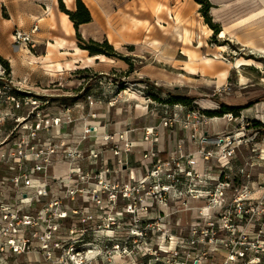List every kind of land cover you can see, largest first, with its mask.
<instances>
[{"label": "built area", "instance_id": "built-area-1", "mask_svg": "<svg viewBox=\"0 0 264 264\" xmlns=\"http://www.w3.org/2000/svg\"><path fill=\"white\" fill-rule=\"evenodd\" d=\"M10 39L35 44L18 30ZM96 84L111 86L102 78ZM21 86L0 78V264H264V181L251 187L247 163L233 174L247 117L224 114L236 125L208 136L215 117L165 113L159 126L141 128L137 141L130 130L94 125L103 115L91 112L98 105L92 95L85 117L65 107L45 120L36 111L27 125L19 114L40 99ZM10 119L15 126L5 133ZM78 120L68 143L62 127ZM177 130L187 131L185 140L160 150L164 131ZM133 152L140 155L134 169ZM55 156L66 163L63 175H49ZM260 163L263 150L249 166ZM240 177L246 182L237 184Z\"/></svg>", "mask_w": 264, "mask_h": 264}, {"label": "rangeland", "instance_id": "rangeland-1", "mask_svg": "<svg viewBox=\"0 0 264 264\" xmlns=\"http://www.w3.org/2000/svg\"><path fill=\"white\" fill-rule=\"evenodd\" d=\"M128 1L130 0L123 2ZM208 1L214 4V8L209 11L211 22L216 23L227 38L217 35L212 39V30L205 23L200 12L201 6L195 0H187L186 2L176 0L174 6L160 7V14L156 15L152 23L146 24L143 37L136 40L133 37L119 41L115 45L118 49L116 52L125 57L127 61L108 58L113 62L106 60L108 64L103 66V71H106V74H98L88 70L80 72L78 77L91 80L84 86L79 87L76 82L63 84L64 87L61 91H55L57 88L54 87L53 83L56 73L49 74L45 69L33 70L37 80L43 85H48L46 89L49 91L39 92V90H35V86L22 85L24 90L31 92L34 96L36 95L40 100L37 102V108L30 105L24 106L19 115L27 119V125L37 119L35 117L36 111L40 118L45 120L46 118L42 116L47 113L54 114L62 111L65 107L71 108L74 104L72 99L83 100L80 98V94L76 93L80 88H83L81 95L88 92V95H92L98 102L97 108L91 112L103 115L102 106L104 107L106 104L110 107L107 117L94 120V125H97V122L104 125L106 122L120 121H122L120 125H124L126 116H130L131 120L126 127L138 128L134 132V138L139 140L141 128L159 126L162 117L166 114H176L177 118H182L185 115L183 113L194 110L202 111L197 108L208 109L213 106L212 103L238 106L249 104L251 109L245 108L240 112L245 117H247V113L260 110L261 102L264 101V0ZM155 11H158V8ZM111 25L112 28L115 27L114 22ZM125 25L133 26L134 22H122V26ZM129 28L131 30V27ZM255 29L257 31H254ZM224 40L229 42V46H221ZM216 46L222 48H216ZM201 50L206 52L203 51V59L200 55ZM210 54L215 55V58L210 57ZM0 57L2 58V56ZM110 63H112V67ZM228 71L229 75L226 79ZM214 74L217 77V86L210 78ZM94 75L99 76L94 77ZM0 78L4 81H12L10 67L9 71H6L1 62ZM99 78L110 81L111 86H106L104 90L98 89L96 80ZM145 79H148L155 87H161L162 92H157L154 89L150 92L144 90L143 87L139 86H144V84L138 81ZM237 82L241 86H238ZM222 84L223 86H221ZM66 92H69L70 95L67 96L68 102L54 101L58 97L55 96L57 93L62 95ZM150 93L157 94L162 102H154ZM169 96H182L195 100L190 101L187 106L173 104L176 105L174 108L172 104L165 101ZM63 104L66 105L56 111ZM29 111L33 112L28 114ZM12 119L4 123L2 130L5 133L15 126ZM86 119L90 120V118ZM247 119L250 126L245 129L246 131H243L242 143L236 150L234 163L237 160L239 162L234 165L233 174H237L238 168L247 163L245 169L249 174L248 182L253 189H257L258 184L264 181V163H260V166H249V163L255 161L260 150L264 151V136L260 137L256 131L251 130L253 119L248 117ZM217 121L225 122V119H214L208 128L216 126ZM254 121L261 122L263 120L254 119ZM159 129L161 128L159 127ZM179 132L182 131L179 130ZM41 137L45 138L46 135H41ZM172 137L173 133L167 134V131H164L163 141L166 148L167 144L174 140ZM243 145H246L245 150L242 148ZM253 147L256 149L255 152H251ZM239 150L242 153H239ZM129 159V167L136 168L138 164L137 161H134V152ZM5 172L0 168V174ZM236 179L238 180L237 184L246 182L244 177Z\"/></svg>", "mask_w": 264, "mask_h": 264}, {"label": "crops", "instance_id": "crops-1", "mask_svg": "<svg viewBox=\"0 0 264 264\" xmlns=\"http://www.w3.org/2000/svg\"><path fill=\"white\" fill-rule=\"evenodd\" d=\"M81 1L89 10L91 21L78 26L77 32L79 33L80 37L86 41L92 40L95 42H102L103 40H107L114 50L118 51L115 45L119 41L128 40L133 37L134 40H136L140 37H143L146 24L152 23L156 15L160 14V7L165 5L174 6V2L176 0H130L126 3L123 2L124 0ZM183 1L186 2L187 0ZM61 2L66 10H75V0H61ZM208 3L210 2L208 1ZM210 5V9H213L214 4L210 3ZM156 8H158V11H155ZM130 21L134 22L133 26H122V22ZM112 22L115 23L114 28H112ZM33 26H37V31L30 33ZM129 27H131V30ZM14 30L29 34L30 38L35 42L34 46L29 47L25 45H14L10 39L11 32ZM254 31L257 30L255 29ZM217 35L222 38H227L220 27L219 33ZM227 40H224L223 45H221L222 47L225 45L229 46V42ZM222 47L216 46V48ZM203 51L201 50V59L204 58L202 55L205 51ZM0 56H2V58H4L9 63L10 74L14 84L31 87L35 86V90H39V92H47L49 90L46 89L48 85H43L41 82H39V80H37L36 75L33 73L35 70L45 69L49 74L56 73V78L54 79L53 84L54 87L57 88L55 91H61V89L64 87L63 84H73L76 82L77 86L81 87L89 83L91 81L90 79L78 77V74H80L82 71L88 70L98 74H106V71H103V66L108 63L107 61H102L100 59L101 57L113 62V60H109L102 55L89 56L87 51L78 48L76 29L74 28V25L70 21L69 17L60 10L59 0H0ZM210 57L215 58V55L210 54ZM110 64L112 67V63ZM228 75L229 71L226 79L228 78ZM210 78L216 85V75H211ZM223 84L221 86H223ZM239 84L240 83L237 82V85L241 86ZM82 90L83 88H80L76 93L80 94V98H83V100L72 99L74 103L71 106L73 108V115L77 118L85 117V115L90 112L86 106V96L88 95V92L87 94L84 93L81 95ZM55 96L58 97H56L54 101H65L66 103L69 100L67 99V96L70 95L69 92H66L62 95L57 93ZM212 104L213 106L208 109H197L202 111H216L218 109V104ZM65 105L66 104H63L62 106L60 105V108L56 109V111L63 108ZM109 108V105L107 106L106 104L104 107L102 106L101 111L103 117H107V114L110 112ZM247 114L248 118L253 120H263L261 123H264V101L261 102L260 110L257 109V111L255 110L253 113ZM216 119L222 120L220 117H217ZM130 120L131 117L126 116V122L124 121V125H120V123H122V121H120L113 123L106 122V124L102 126L107 133L130 130V138L135 139L134 132L137 131L138 128L126 127ZM217 122L218 123H216V126L207 128L208 136H214L218 133H222L229 127L236 125V123L228 124L226 121ZM81 124L82 120H78L73 124L64 125L62 127L63 136L68 139V143L71 142L70 139L73 138L74 133L80 130ZM186 134L187 131L185 130L182 132L178 131L173 133L172 138L174 140L167 144V148L165 147L163 139L160 138L157 146L160 150L168 152L173 148L177 139L182 138L185 140ZM186 146L187 148H190V145ZM245 147L246 145H243L242 148L245 150ZM240 151L241 150H239V153H242ZM164 156L165 154H163L162 157ZM137 157L139 158L136 159ZM54 159L57 163L55 167L50 170L49 175L65 174L67 168L66 163H63L59 156H55ZM139 159V154L134 156V161H139ZM238 162L239 160H237L235 164H238ZM260 194L261 191H256L254 196H259Z\"/></svg>", "mask_w": 264, "mask_h": 264}, {"label": "trees", "instance_id": "trees-1", "mask_svg": "<svg viewBox=\"0 0 264 264\" xmlns=\"http://www.w3.org/2000/svg\"><path fill=\"white\" fill-rule=\"evenodd\" d=\"M195 2L201 6L200 12L202 13L204 17L205 23L212 29L213 31L212 39H214L215 36L219 33V26L216 24H213L208 15V11L211 7L210 3H208L207 0H195ZM59 8L63 13H65L69 17L70 21L74 25V28L76 29V39H77L78 48L87 51L89 56L102 55V56H105L111 59H119V60L127 61L125 57H122L121 54H119L118 52L114 50V48L108 43L107 40H103L102 42H95L92 40L86 41L80 37L79 33L77 32L78 26L81 24L89 23L91 21L90 12L87 9V7L82 3L81 0H75V10L74 11L66 10L61 0H59ZM249 58H252V57H249ZM0 62L3 64L5 70L9 71L8 63L1 57H0ZM97 76L99 75H94V77H97ZM138 82L144 84L146 86V90H149V92L152 89L156 90L157 92H162L161 87H155V85L150 83L148 79L140 80ZM150 94L154 102H158V103L162 102V99L157 94H154V93H150ZM194 100H195L194 98H188V97H182V96H169V98L166 99L165 101L172 105L180 104L183 106H187L190 101L193 102ZM217 104H218V109L216 111H202V113L208 117H222L224 114H228V113L234 116H237L243 109L249 108L251 106L249 104L244 105V106H229L223 103H217ZM251 130L256 131L260 137H263L264 136V123L253 120L251 123Z\"/></svg>", "mask_w": 264, "mask_h": 264}, {"label": "bare ground", "instance_id": "bare-ground-1", "mask_svg": "<svg viewBox=\"0 0 264 264\" xmlns=\"http://www.w3.org/2000/svg\"><path fill=\"white\" fill-rule=\"evenodd\" d=\"M100 59H101L102 61H106V59H104V57H101ZM57 68H58V67H57ZM59 69H60V68H59Z\"/></svg>", "mask_w": 264, "mask_h": 264}]
</instances>
